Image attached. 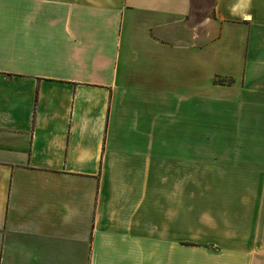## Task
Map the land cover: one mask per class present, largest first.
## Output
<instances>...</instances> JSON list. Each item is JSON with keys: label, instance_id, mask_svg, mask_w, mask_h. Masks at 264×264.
<instances>
[{"label": "crops", "instance_id": "0c3cea01", "mask_svg": "<svg viewBox=\"0 0 264 264\" xmlns=\"http://www.w3.org/2000/svg\"><path fill=\"white\" fill-rule=\"evenodd\" d=\"M0 0V264H264V0Z\"/></svg>", "mask_w": 264, "mask_h": 264}, {"label": "rangeland", "instance_id": "374dc122", "mask_svg": "<svg viewBox=\"0 0 264 264\" xmlns=\"http://www.w3.org/2000/svg\"><path fill=\"white\" fill-rule=\"evenodd\" d=\"M192 9L187 17V30L192 39L205 42L217 33L214 16V0H191Z\"/></svg>", "mask_w": 264, "mask_h": 264}]
</instances>
